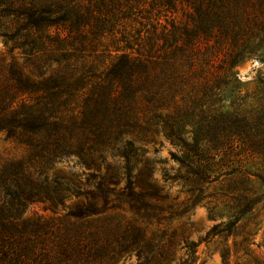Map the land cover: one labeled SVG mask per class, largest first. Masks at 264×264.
I'll return each instance as SVG.
<instances>
[{"label": "trees", "instance_id": "trees-1", "mask_svg": "<svg viewBox=\"0 0 264 264\" xmlns=\"http://www.w3.org/2000/svg\"><path fill=\"white\" fill-rule=\"evenodd\" d=\"M41 2L13 5L21 23L4 34L12 46L0 55V133L30 151L0 167V264H116L128 252L153 254L140 219L161 222L165 211L183 215L199 204L214 217L216 203L205 201L214 183L231 214L215 231L232 235L264 183V78L258 94L239 90L229 105L225 91L239 64L264 61V0ZM157 135L179 150L170 153L179 168L163 180L187 193L182 211L162 205L169 196L154 181L155 161L132 139L155 144ZM239 147L261 172L246 167L248 158L227 159ZM109 151L125 162L121 190L111 167L110 177L85 175L86 189L48 174L74 155L99 167ZM133 160L143 163L136 177ZM72 198L79 201L64 216L23 219L29 204L55 210ZM117 200L130 204L136 224L107 215Z\"/></svg>", "mask_w": 264, "mask_h": 264}, {"label": "rangeland", "instance_id": "rangeland-1", "mask_svg": "<svg viewBox=\"0 0 264 264\" xmlns=\"http://www.w3.org/2000/svg\"><path fill=\"white\" fill-rule=\"evenodd\" d=\"M42 3L50 0H0V55H7L12 42L4 37L5 33H12L21 23L10 13L13 5H20L23 2ZM21 62V61H20ZM234 72L237 74L235 85L229 86L225 91L224 105H229L236 100V94L242 90L244 96L258 94L260 79L264 78V61L260 59H248L239 64ZM187 131L190 128H186ZM191 137V134H185ZM136 148L147 149L148 156L155 161L154 181L160 188H164L163 194L169 199L162 201V205L173 203L176 209L182 211L183 203L187 200V193L179 183L172 181L165 182L164 174L172 175L179 168V164L171 159L170 153L179 150L173 147L162 135L156 136V143L144 142L136 137L132 138ZM249 143V142H247ZM155 148L157 151H155ZM235 153L229 154L227 159H246L245 165L251 171L261 172L263 166L253 162L248 154H243L242 148L235 149ZM139 155L142 153L139 151ZM30 151L23 144L14 139H9L4 133H0V167L9 162L27 160ZM116 152H107L104 163L99 167L91 166L88 169L83 165L78 156L63 158L56 166L48 170L51 176H62L69 183H75L77 188L86 189V176L89 173H96L99 176H113V168L117 174L116 180L118 190L123 189L127 184L126 170L123 169L124 159L116 156ZM233 155V156H232ZM143 163L132 161L131 171L134 177L142 170ZM72 181V182H71ZM256 191L260 197L254 208L243 215L235 225L232 235L220 233L222 226L215 231V228L228 221V213L225 207V199L220 196V190L216 183L206 190L210 196L205 201H214L217 208L216 216L212 217L207 207L199 204L183 215H170L165 211L162 213L163 220L151 224L139 225L146 229L147 239H153L156 247L153 254L144 253L138 256L136 252H128L116 264H264V183L256 182ZM139 190V189H138ZM115 198L114 196H112ZM79 200L72 198L67 201L64 207L52 210L47 202L29 204L23 219L31 222L37 219L47 221L64 216L70 208H73ZM117 208L111 209L107 215H115L124 221V225L135 223L137 215L131 210L126 200H117ZM179 213V212H178ZM144 220V219H142ZM147 222V220H145ZM136 224V223H135ZM245 240H248L245 243ZM175 246L171 247V243ZM194 245L193 251L191 246ZM162 255L167 260H162ZM151 263L146 260L152 258Z\"/></svg>", "mask_w": 264, "mask_h": 264}]
</instances>
